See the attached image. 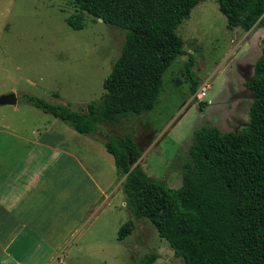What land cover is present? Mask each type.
Masks as SVG:
<instances>
[{
	"label": "rangeland",
	"instance_id": "1",
	"mask_svg": "<svg viewBox=\"0 0 264 264\" xmlns=\"http://www.w3.org/2000/svg\"><path fill=\"white\" fill-rule=\"evenodd\" d=\"M77 15L84 24L81 29L67 22ZM177 32L184 40L185 53L164 74L154 109L139 115L127 113L114 124L100 123L94 133L103 147L101 139L113 133L133 135L142 149L139 163L146 173L172 188L182 184L181 163L196 130L218 127L240 133L250 125L255 93L245 83L253 76L264 46V27L229 28L217 0L196 5ZM125 36L124 30L81 12L72 0H0V95L14 92L19 101L18 109L0 105V128L9 126L8 130L29 136L34 132L42 138L45 128L57 120L23 101L25 95L51 104L69 103L75 110L101 100ZM0 135L3 150L8 147L9 133ZM103 150L112 167L107 202L102 207L98 204L91 217V212L84 217L73 234L62 236L64 244L53 252L54 262L48 263L147 264V256L154 253L157 258L152 264H182L147 218H135L132 234L119 239L120 228L132 215L125 206L114 158Z\"/></svg>",
	"mask_w": 264,
	"mask_h": 264
},
{
	"label": "trees",
	"instance_id": "2",
	"mask_svg": "<svg viewBox=\"0 0 264 264\" xmlns=\"http://www.w3.org/2000/svg\"><path fill=\"white\" fill-rule=\"evenodd\" d=\"M72 1L81 12L126 32L104 82L105 94L80 110L31 95L22 100L82 134L95 133L98 124H114L127 113L153 110L164 74L185 53L177 28L204 0ZM217 1L229 28L264 27V0ZM67 22L75 29L84 27L81 15L70 16ZM192 63L193 59L188 68ZM245 85L255 93L250 125L240 133L218 127L196 130L181 163L180 187L172 188L146 173L139 163L142 149L133 135L113 133L104 140L132 215L120 228L119 239L132 234L135 218H147L182 264H264V46ZM196 87L193 82V92ZM156 258L152 253L146 263Z\"/></svg>",
	"mask_w": 264,
	"mask_h": 264
},
{
	"label": "crops",
	"instance_id": "3",
	"mask_svg": "<svg viewBox=\"0 0 264 264\" xmlns=\"http://www.w3.org/2000/svg\"><path fill=\"white\" fill-rule=\"evenodd\" d=\"M58 119L42 138L0 128L9 133L0 150V264L54 262L62 236L107 202L113 181L105 147Z\"/></svg>",
	"mask_w": 264,
	"mask_h": 264
},
{
	"label": "water",
	"instance_id": "4",
	"mask_svg": "<svg viewBox=\"0 0 264 264\" xmlns=\"http://www.w3.org/2000/svg\"><path fill=\"white\" fill-rule=\"evenodd\" d=\"M17 103L18 96L14 92L0 95V105H15ZM131 164H133L132 161Z\"/></svg>",
	"mask_w": 264,
	"mask_h": 264
},
{
	"label": "built area",
	"instance_id": "5",
	"mask_svg": "<svg viewBox=\"0 0 264 264\" xmlns=\"http://www.w3.org/2000/svg\"><path fill=\"white\" fill-rule=\"evenodd\" d=\"M202 95H205V92H204V90H203V92H202Z\"/></svg>",
	"mask_w": 264,
	"mask_h": 264
}]
</instances>
